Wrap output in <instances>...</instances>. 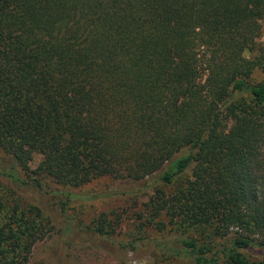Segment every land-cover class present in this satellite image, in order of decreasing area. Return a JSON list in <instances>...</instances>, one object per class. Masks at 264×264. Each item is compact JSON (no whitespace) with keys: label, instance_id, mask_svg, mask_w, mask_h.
<instances>
[{"label":"trees","instance_id":"16d2710c","mask_svg":"<svg viewBox=\"0 0 264 264\" xmlns=\"http://www.w3.org/2000/svg\"><path fill=\"white\" fill-rule=\"evenodd\" d=\"M263 25L264 0H0L9 177L154 178L138 220L170 234L133 238L132 252L159 243L173 262L264 264L250 257L264 250ZM44 225L38 206L1 200L0 264H34ZM92 231L114 232L103 216Z\"/></svg>","mask_w":264,"mask_h":264},{"label":"rangeland","instance_id":"374dc122","mask_svg":"<svg viewBox=\"0 0 264 264\" xmlns=\"http://www.w3.org/2000/svg\"><path fill=\"white\" fill-rule=\"evenodd\" d=\"M259 44L264 50V25ZM245 56L250 58L251 55L246 53ZM263 77L261 69L253 74L256 82ZM40 160L41 157L35 154L29 162L30 169H35ZM12 169L11 159L0 150V201L7 207H12L14 203L24 209L30 205L38 206L43 212L47 234L34 246V264H185L180 260H170L162 253L159 243H147L134 252L129 248L133 238L162 239L170 234V231L158 232L138 220L143 208L141 204L149 202L157 191L156 187L152 188L154 178L137 183L114 182L104 178L79 188L43 178L41 188H36L20 169L16 168L18 175L28 184L10 178ZM190 175L188 172L187 177ZM149 186L152 189H148ZM144 189L148 190L141 194ZM165 190L170 191L169 188ZM66 197L70 202L63 213L61 203L67 200ZM101 216L109 220L110 229L114 231L109 236H100L92 231ZM263 251L255 249L249 256L262 260Z\"/></svg>","mask_w":264,"mask_h":264}]
</instances>
